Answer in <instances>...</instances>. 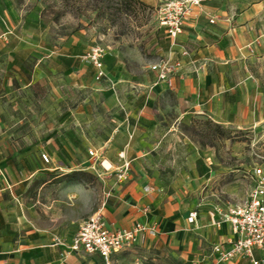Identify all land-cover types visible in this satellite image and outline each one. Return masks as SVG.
I'll list each match as a JSON object with an SVG mask.
<instances>
[{
  "label": "crops",
  "instance_id": "0c3cea01",
  "mask_svg": "<svg viewBox=\"0 0 264 264\" xmlns=\"http://www.w3.org/2000/svg\"><path fill=\"white\" fill-rule=\"evenodd\" d=\"M237 8L203 0L175 44L166 33L156 62H182L169 86L153 62L115 51L103 55L97 78L81 59L85 42L56 47L37 21L26 26L0 0V264H103L67 245L105 195L109 226L155 231L115 253L114 264L123 252L149 248L170 250L183 264H250L218 262L212 250L236 238L216 206L243 202L251 188L236 203L207 198L232 196L234 186L214 184L222 169L182 127L195 117L236 127L264 120V85L250 70L264 56V0ZM124 161L128 175L118 182ZM254 257L264 259V248Z\"/></svg>",
  "mask_w": 264,
  "mask_h": 264
},
{
  "label": "rangeland",
  "instance_id": "374dc122",
  "mask_svg": "<svg viewBox=\"0 0 264 264\" xmlns=\"http://www.w3.org/2000/svg\"><path fill=\"white\" fill-rule=\"evenodd\" d=\"M18 18L25 25L37 21L41 36L56 47L80 39L89 48L100 45L106 52L115 51L128 59H159L160 43L166 35L157 18V8L164 0H10ZM257 0H228L237 5ZM251 72L264 85V56L250 61ZM187 140L207 150L221 168L214 184L234 186V194H213L220 204L242 201L253 180L252 169H264V120L236 127L195 117L182 125ZM170 250L131 249L118 255L115 264H183Z\"/></svg>",
  "mask_w": 264,
  "mask_h": 264
},
{
  "label": "built area",
  "instance_id": "2783aa9c",
  "mask_svg": "<svg viewBox=\"0 0 264 264\" xmlns=\"http://www.w3.org/2000/svg\"><path fill=\"white\" fill-rule=\"evenodd\" d=\"M203 0H164L157 8L159 24L165 28L172 43L177 42L183 31L185 21L191 15L194 7L201 5ZM235 13V10H233ZM213 20H211L212 22ZM106 51L100 45H93L81 56L84 63L93 65L97 70V78L104 74L102 57ZM188 55V51L181 53ZM182 62H172L171 59H161L150 66L156 72L157 80L171 86L173 77L181 69ZM90 156L98 158V155L89 150ZM120 157L121 154L119 155ZM45 163L50 162L46 153H41ZM102 166L103 162H101ZM106 170L109 168H106ZM129 162L115 170L118 182L127 178ZM250 178L253 185L247 198L240 203L228 207L216 206L215 210L220 216L221 222H228L236 238L228 245L217 244L213 247L218 262H228L236 258L249 261L250 264H264V259H256L254 250L264 248V169L256 166L252 169ZM105 195L98 208L78 224V230L71 242L67 245L68 253L84 252L97 254L103 264H114L115 253L132 247L137 243H144V234L154 235L155 231L142 223H135L131 228H114L107 224L104 216L106 204ZM196 213H191L188 218L193 221Z\"/></svg>",
  "mask_w": 264,
  "mask_h": 264
},
{
  "label": "trees",
  "instance_id": "16d2710c",
  "mask_svg": "<svg viewBox=\"0 0 264 264\" xmlns=\"http://www.w3.org/2000/svg\"><path fill=\"white\" fill-rule=\"evenodd\" d=\"M76 174H80L79 172H74V173H72V174H69V176H75Z\"/></svg>",
  "mask_w": 264,
  "mask_h": 264
},
{
  "label": "bare ground",
  "instance_id": "6f19581e",
  "mask_svg": "<svg viewBox=\"0 0 264 264\" xmlns=\"http://www.w3.org/2000/svg\"><path fill=\"white\" fill-rule=\"evenodd\" d=\"M108 165V164H107Z\"/></svg>",
  "mask_w": 264,
  "mask_h": 264
}]
</instances>
